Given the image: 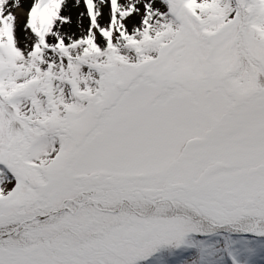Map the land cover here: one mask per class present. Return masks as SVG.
Instances as JSON below:
<instances>
[{"label": "snow or ice", "instance_id": "6c2138e0", "mask_svg": "<svg viewBox=\"0 0 264 264\" xmlns=\"http://www.w3.org/2000/svg\"><path fill=\"white\" fill-rule=\"evenodd\" d=\"M0 264H264V0H0Z\"/></svg>", "mask_w": 264, "mask_h": 264}]
</instances>
